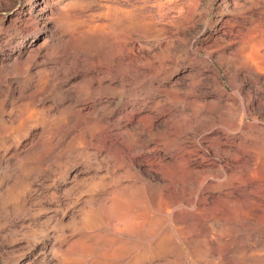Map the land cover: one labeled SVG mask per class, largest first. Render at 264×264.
I'll use <instances>...</instances> for the list:
<instances>
[{
  "label": "rangeland",
  "instance_id": "obj_1",
  "mask_svg": "<svg viewBox=\"0 0 264 264\" xmlns=\"http://www.w3.org/2000/svg\"><path fill=\"white\" fill-rule=\"evenodd\" d=\"M44 38L30 62L45 64L26 72L21 61ZM243 55L264 65V0H0V264H264V204L245 201L256 195L243 174L252 157L264 166V82ZM126 145L143 147L133 164L119 156ZM128 168L159 180L201 171L203 187L220 186L203 206L237 199L239 219L253 217L246 239L209 243L186 216L172 236L136 230L110 248L104 220L83 228L80 216L99 209L90 182ZM140 183L139 196L127 192L133 208L149 199Z\"/></svg>",
  "mask_w": 264,
  "mask_h": 264
},
{
  "label": "bare ground",
  "instance_id": "obj_2",
  "mask_svg": "<svg viewBox=\"0 0 264 264\" xmlns=\"http://www.w3.org/2000/svg\"><path fill=\"white\" fill-rule=\"evenodd\" d=\"M157 1V0H156ZM162 1V0H161ZM159 2V1H158ZM43 7H45V2L43 3V1L40 3ZM159 4V3H158ZM157 4V6H158ZM40 6V5H39ZM160 6V5H159ZM158 6V7H159ZM113 8L115 9L117 12H120L121 10L125 11L121 6L119 5H110L109 9ZM161 7V6H160ZM37 9V8H36ZM163 10V9H162ZM115 11V12H116ZM122 11V12H123ZM30 12V11H29ZM107 12V11H106ZM42 13V12H41ZM105 13V12H104ZM121 13V12H120ZM109 14V13H108ZM119 14V13H118ZM123 14V13H122ZM120 15V14H119ZM29 17V16H28ZM46 17V16H45ZM50 17V16H49ZM122 17V16H121ZM121 17H118L119 19ZM117 18V17H116ZM126 18V16H125ZM34 19V18H33ZM53 19V18H52ZM39 20V19H38ZM117 20V19H116ZM115 20V21H116ZM122 20V19H121ZM33 21V20H32ZM31 21V22H32ZM54 21V20H53ZM37 22V21H36ZM34 23V22H33ZM39 23V22H38ZM115 23V22H114ZM26 24V23H25ZM30 24V23H29ZM27 23V25H29ZM37 24V23H35ZM44 24V23H42ZM110 24V23H108ZM32 25V23L30 24ZM49 25V24H48ZM98 25V24H97ZM101 25V24H99ZM104 25V24H103ZM111 25V24H110ZM120 25V24H119ZM106 25H104L105 27ZM33 27V26H32ZM38 27V26H37ZM54 27V26H53ZM58 27V26H57ZM85 27V26H84ZM102 27V26H101ZM100 27V28H101ZM117 27V26H116ZM34 28V27H33ZM48 28V27H47ZM89 28H93V27H89ZM56 29V28H55ZM54 29V30H55ZM84 29V28H81ZM95 29V28H94ZM53 30V29H52ZM85 30V29H84ZM102 30V29H101ZM104 31V29H103ZM113 31V30H112ZM119 31V30H118ZM53 32V31H52ZM85 33L83 34H87L88 37L91 36V33H95V31L93 29H86L84 31ZM82 34V33H81ZM104 34V33H103ZM107 34V33H106ZM111 34V33H110ZM50 36H53V33H51V29H50V34H48ZM100 35V34H99ZM81 36V35H80ZM87 37V38H88ZM106 38V36H104ZM85 38V37H84ZM93 38V37H92ZM112 38V37H111ZM110 38V39H111ZM50 39V38H49ZM86 39V38H85ZM102 39V38H101ZM109 39V40H110ZM114 39V38H113ZM48 39L44 38L42 40V42H40L38 44V46L30 49L29 53L27 54V57L25 56V58H23V56L25 55V51L23 48V53L19 52L17 55H12L9 57V59H11L12 61H15L17 58H23V62L21 61V63L23 64L22 68L26 71V72H30V69L32 68V66L37 67V66H42L45 64V60H41L40 62L36 63L34 60L33 62H30V59L34 58L37 54H40L42 52V48L43 46L46 44ZM51 40V39H50ZM84 40V39H81ZM89 40V39H87ZM108 40V41H109ZM90 43V40L88 41ZM48 46H51V44H47ZM81 45V44H80ZM83 45V43H82ZM89 45V44H88ZM86 46V45H85ZM79 47V45H78ZM77 47V48H78ZM30 48V47H29ZM82 48V47H81ZM46 49V48H45ZM90 49V48H87ZM19 50V49H18ZM79 50V49H77ZM84 50V49H83ZM116 50V49H115ZM28 51V50H27ZM32 51V52H31ZM239 51V50H238ZM82 52V51H80ZM79 52V53H80ZM88 52V51H86ZM49 53V52H47ZM46 53V54H47ZM84 53V52H83ZM82 53V54H83ZM241 53V52H240ZM118 58L119 61H121V59L123 58V51L122 52H118ZM131 54V53H130ZM256 54V53H255ZM42 55V54H41ZM43 55H45L43 53ZM248 55V54H247ZM8 56V55H7ZM33 56V57H32ZM38 56V55H37ZM48 56V54H47ZM50 56V55H49ZM65 58V54L63 55ZM263 56V55H261ZM51 57V56H50ZM257 57V55H256ZM36 58V57H35ZM49 58V57H48ZM60 58V56L58 57ZM63 58V60H65ZM46 59V58H45ZM69 59V58H68ZM20 60V59H19ZM57 60V59H56ZM60 60V59H59ZM81 60V59H80ZM242 60L247 63L250 71H253L255 73H257L258 77L260 76V74H263L262 78V82H264V65L260 62H258L259 59H256L255 61H252L250 58H248V56L243 55ZM38 61V60H37ZM51 61V60H50ZM68 61V60H67ZM261 61V60H260ZM16 62V61H15ZM19 62V61H18ZM17 62V63H18ZM14 64V63H12ZM9 65V64H8ZM10 66V65H9ZM13 67V66H12ZM49 67V66H48ZM53 67V66H52ZM55 67V66H54ZM47 69V67H45ZM242 69V68H240ZM240 69H238L237 72H242ZM51 70V69H50ZM246 70V69H245ZM257 79V78H256ZM41 94V93H40ZM68 98V97H67ZM221 98V95H220ZM102 100V99H101ZM110 101V100H109ZM97 103V102H96ZM100 103V102H99ZM112 103V102H111ZM93 107V106H92ZM102 107V106H101ZM247 107V106H246ZM84 108V107H83ZM94 109V108H93ZM242 109L245 110V108L243 107ZM91 110V109H90ZM87 111V110H86ZM99 111V110H98ZM93 112V111H91ZM89 113V112H88ZM97 113V112H96ZM123 115V114H122ZM125 115V114H124ZM120 117V116H119ZM238 118V117H237ZM126 119V118H125ZM121 120V119H120ZM125 121V120H124ZM124 124V123H123ZM125 127V126H124ZM129 130V129H128ZM140 131V130H139ZM145 131V130H144ZM127 132V131H124ZM118 133V132H117ZM128 133V132H127ZM141 133V132H140ZM113 135V134H112ZM118 135V134H117ZM123 136V135H122ZM135 138V137H134ZM114 140V139H113ZM106 141V139L104 140ZM110 141V140H109ZM115 141V140H114ZM130 141V140H129ZM117 143V142H116ZM124 143V142H123ZM136 143V142H135ZM143 143V142H142ZM142 145V144H140ZM99 146L98 144L96 145V147ZM112 145H109V147ZM115 146V145H114ZM94 147V148H96ZM119 147V146H117ZM142 147V146H141ZM139 147V145H132V146H124V147H120V153L121 158H125L128 159L130 164H133L134 160L137 158L138 155H140L139 153L141 152V148ZM148 150V149H147ZM153 150L155 151L156 148H153ZM108 152L109 149L106 146H100L97 148V151L95 153H98L99 155L102 153L104 154V156H108ZM97 154V155H98ZM144 154V153H143ZM231 154V153H230ZM235 154V153H234ZM233 154V155H234ZM222 155V154H221ZM241 155V154H240ZM244 155V153H243ZM247 155V154H245ZM251 155V153H250ZM255 155V154H254ZM253 155V156H254ZM230 155H228L229 157ZM236 156V155H235ZM238 156V154H237ZM252 156V155H251ZM225 157V156H224ZM232 157V156H231ZM227 158V157H226ZM239 158V157H237ZM242 158V157H241ZM246 158V157H245ZM262 158V157H261ZM260 157H252L251 159H247V169L245 170V172L243 173L242 170L240 169L239 171H241L246 177H249L248 183L249 185H251V190L253 193H255V197L253 199V197H250L249 195H245V201H247L248 204L252 205V203H258L260 205L264 204V166H261L262 162ZM235 159L236 158H232V163H235ZM223 160V159H222ZM238 161V159H236ZM124 161V160H123ZM122 161V163H123ZM236 161V162H237ZM241 161V160H240ZM108 162V161H107ZM111 162V161H110ZM127 162V161H126ZM127 162V163H129ZM228 162V161H227ZM226 162V163H227ZM243 162V160H242ZM225 163V164H226ZM231 163V164H232ZM223 164V163H222ZM223 164V165H225ZM245 163H243L244 165ZM125 165V164H124ZM229 165V164H228ZM227 165V166H228ZM233 165V164H232ZM238 165V164H237ZM241 165V164H239ZM246 166V165H244ZM131 167V165L129 166ZM233 167L235 168L236 166L233 165ZM240 167V166H239ZM119 168V166H118ZM132 168V167H131ZM238 168V167H237ZM242 168V167H240ZM246 167H244L243 169H245ZM232 169V167H231ZM239 169V168H238ZM114 170V169H113ZM194 170V169H193ZM237 170V169H234ZM156 171V170H155ZM185 171V170H184ZM198 171V170H196ZM179 172V171H178ZM177 172V173H178ZM200 174L198 175V177L196 176L197 174L194 175V172H189L187 174H184V172L182 173L183 175H179L177 176V178H170V177H166V175L164 176L163 174V178L162 180H159V175L161 174H151V179H147V178H143L140 176V173L138 172H133L131 171L130 168L127 169V171L124 172H118L115 171L113 173V178L111 179V181L107 182L105 180V178H102L98 181H92L90 182L91 184V189H92V197L93 198H98L100 199V201L98 202L99 205H97L98 203L96 202V205L99 209H95V208H89L87 209L83 215H81L80 217L81 220V224L83 226V228L87 225H97L99 224V222H101V220L105 222H103V224L106 226V228L108 229L110 236H109V240H107V243L109 244L110 248L115 249V247L118 245H121L123 242H126L127 244H129V242H127L128 238L125 241V237L122 239L120 238V236H122V234L127 233L128 234H132L134 231H140V230H156L157 233H165L168 236H172V232H174L175 230H181L185 229L187 227H189V223H186V219L184 218L186 216L190 217V216H196L199 217L196 219L195 222H198L197 225L195 226H191L189 228H193L192 231L195 232V237L197 236H203L202 238H204V240L208 239L209 243L216 241L217 243V238H224L226 239H230L231 241L235 240V241H243L245 240V233H243V229L244 228V223L242 225V221H247V220H251L253 222V217L251 216H246L243 215V219H239V212L238 211V207L237 206L238 200L237 199H229L227 200V208L224 210H221L219 204L216 202H214V204L210 207L207 208L205 205L203 206V203L206 201L207 199V194L205 195L204 191H206V189H209L210 191L213 190V188L220 187L218 186V182L217 183H212L211 185H208L207 183V187H203L204 184V180L205 177L207 175H203L201 173V171H199ZM233 172V171H232ZM230 173V175L228 176V178H230V180L232 182H234L236 179L235 177L237 176L236 174H234L236 171H234L233 173ZM238 172V171H237ZM236 172V173H237ZM157 173V172H156ZM161 173V172H160ZM177 173L175 175H177ZM197 173V172H196ZM206 173V172H205ZM209 173V172H208ZM239 173V172H238ZM172 174V173H171ZM221 174V173H220ZM240 175V174H239ZM123 176H129V180L126 181V183H123ZM169 176V175H168ZM200 176V177H199ZM217 176V175H216ZM243 176V175H242ZM162 177V176H161ZM160 177V178H161ZM128 178V177H127ZM150 178V177H148ZM220 178V177H219ZM99 179V178H98ZM217 179V178H216ZM240 180V179H239ZM138 181L141 182L140 184L142 185H146V186H150V190L148 189L147 192L149 191L148 195V200L144 199L141 197V200L136 202V206L135 208H133L131 206V201L130 200H134L131 199L127 192H133V191H129V190H134V194L139 196L138 193H135L137 191V189L139 188V184ZM76 182V181H75ZM244 182V181H243ZM240 183V182H239ZM246 183V182H245ZM78 185V184H77ZM222 185V184H221ZM247 185V184H246ZM245 185V186H246ZM248 185V186H249ZM76 186V185H75ZM141 186V185H140ZM186 186V188H185ZM224 186V185H223ZM233 186V184H232ZM231 186V189L228 190L226 193L227 194H231L235 191V187L236 186ZM147 188V187H146ZM141 191V190H139ZM208 191V190H207ZM206 191V192H207ZM145 193V192H144ZM225 193V194H226ZM146 195V196H147ZM144 196V195H143ZM233 196V195H232ZM135 198V197H134ZM145 198V197H144ZM137 199V197H136ZM139 199V198H138ZM89 200V199H87ZM95 200V199H94ZM96 201V200H95ZM136 201V200H135ZM89 202V201H88ZM212 202V203H213ZM87 203V201H86ZM91 203V202H90ZM89 203H87L88 205ZM256 205V204H255ZM92 206V205H89ZM94 206V204H93ZM209 206V205H208ZM259 206V205H258ZM264 206V205H263ZM88 207V206H87ZM225 207V206H224ZM250 207V206H249ZM254 208V206H251ZM250 207V208H251ZM257 207V206H256ZM250 210V209H249ZM241 211V210H240ZM83 212V211H82ZM245 213V212H243ZM205 215V216H204ZM137 217H142V219L144 220V224L142 226H140ZM195 217V218H196ZM124 220V224L126 225V227L121 228L118 225V221L119 219ZM191 218V217H190ZM78 219V218H77ZM192 219V218H191ZM255 219V218H254ZM188 220V219H187ZM195 220V219H194ZM193 221V219L191 220ZM259 221V220H257ZM121 222V221H120ZM172 223H174L175 229L174 227L172 228ZM256 223V222H255ZM101 224V223H100ZM173 224V225H174ZM259 224V223H258ZM78 225V224H77ZM250 226V225H249ZM252 227V226H251ZM256 227V226H254ZM259 228V227H258ZM257 229V228H256ZM262 229V228H261ZM251 231V229H249ZM136 231V233H137ZM148 231H146L148 233ZM247 231V230H246ZM256 231V230H255ZM176 232V231H175ZM191 232V233H193ZM228 232V233H227ZM249 232V231H248ZM252 232H254V230H252ZM108 233V234H109ZM135 233V232H134ZM153 233H155L153 231ZM225 233H227L226 235H224ZM251 233V232H250ZM182 234V233H180ZM249 234V233H248ZM247 234V235H248ZM152 235V234H151ZM160 235V234H159ZM162 235V234H161ZM193 235V234H192ZM252 235V234H251ZM256 235V234H255ZM124 236V235H123ZM249 236V235H248ZM154 237V236H153ZM152 237V238H153ZM167 237V236H166ZM186 237V236H185ZM191 237V236H190ZM189 237V238H190ZM193 237V236H192ZM156 238V237H155ZM158 238V237H157ZM252 238V237H251ZM258 238V237H257ZM171 238H169L170 240ZM185 239V238H184ZM99 240V239H98ZM155 241L157 239H154ZM194 240V239H193ZM200 240V239H199ZM202 240V239H201ZM223 240V239H222ZM75 241V240H74ZM168 241V240H167ZM220 241V240H218ZM263 241V240H262ZM43 242V241H42ZM130 242L133 243V241L131 240ZM171 242V241H170ZM177 242V241H176ZM186 242V241H185ZM259 242V241H258ZM37 243V242H36ZM53 243V242H52ZM51 243V244H52ZM101 244V242H99ZM156 243V242H155ZM158 243V242H157ZM178 243V242H177ZM190 243V242H189ZM192 243V242H191ZM204 243V242H202ZM243 243V242H242ZM245 243V241H244ZM256 243V242H255ZM50 244V243H49ZM106 244V243H105ZM215 245V243H212ZM211 244V245H212ZM229 244V243H228ZM258 244V243H257ZM227 245V244H226ZM239 245V244H238ZM237 245V246H238ZM41 246V245H40ZM76 246H81L79 242L76 243ZM107 246V247H109ZM117 246V247H118ZM213 246V245H212ZM235 246V245H234ZM236 246V248H237ZM74 247V246H73ZM97 247V246H96ZM159 247V246H158ZM226 247V246H225ZM229 245L228 248L229 249ZM51 248V246H50ZM77 248V247H76ZM75 248V249H76ZM98 248V247H97ZM215 248V247H214ZM231 248V247H230ZM233 248V247H232ZM235 248V247H234ZM46 250V249H45ZM70 250V249H69ZM72 250V249H71ZM160 250V249H159ZM227 250V249H226ZM234 250V249H233ZM238 250V249H237ZM42 251V250H41ZM210 251V250H209ZM214 251V250H212ZM216 251V250H215ZM230 251V250H229ZM232 251V250H231ZM239 251V250H238ZM43 252V251H42ZM45 252V251H44ZM223 252V251H222ZM221 253V252H220ZM41 254V253H40ZM230 254V253H229ZM233 254V253H232ZM236 255V253H234ZM47 255V254H46ZM45 255V256H46ZM217 257V255H215ZM220 256V255H219ZM231 256V255H230ZM233 256V255H232ZM234 257V256H233ZM36 258V257H35ZM48 258V256H47ZM52 258V256H51ZM219 258V257H218ZM221 258V257H220ZM228 258V257H227ZM50 259V258H49ZM215 259V258H214ZM183 260V259H182ZM222 260V259H221ZM33 261V258H32ZM42 261V260H40ZM216 261V259H215ZM218 261V260H217ZM50 262V261H49ZM63 262V261H62ZM136 262V261H135ZM182 262V261H181ZM260 262V261H259ZM28 263V262H27ZM26 263V264H27ZM41 263V262H40ZM39 263V264H40ZM29 264V263H28ZM43 264V263H42ZM134 264V263H133Z\"/></svg>",
  "mask_w": 264,
  "mask_h": 264
}]
</instances>
